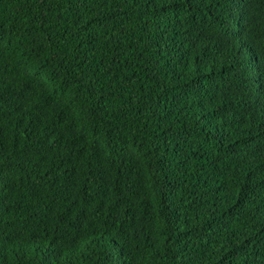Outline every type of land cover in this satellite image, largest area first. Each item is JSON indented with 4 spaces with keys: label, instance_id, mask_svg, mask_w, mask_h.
Instances as JSON below:
<instances>
[{
    "label": "trees",
    "instance_id": "obj_1",
    "mask_svg": "<svg viewBox=\"0 0 264 264\" xmlns=\"http://www.w3.org/2000/svg\"><path fill=\"white\" fill-rule=\"evenodd\" d=\"M0 96V264H264V0H0Z\"/></svg>",
    "mask_w": 264,
    "mask_h": 264
},
{
    "label": "snow or ice",
    "instance_id": "obj_2",
    "mask_svg": "<svg viewBox=\"0 0 264 264\" xmlns=\"http://www.w3.org/2000/svg\"><path fill=\"white\" fill-rule=\"evenodd\" d=\"M236 3L239 4V3H240V0H236ZM2 102H4V101H3V97L0 96V103H2ZM50 260H51V258H50Z\"/></svg>",
    "mask_w": 264,
    "mask_h": 264
}]
</instances>
